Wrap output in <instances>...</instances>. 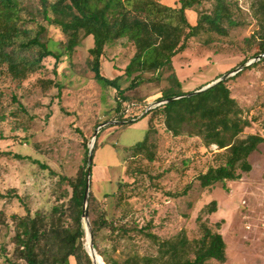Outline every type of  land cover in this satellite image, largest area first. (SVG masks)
I'll use <instances>...</instances> for the list:
<instances>
[{
    "label": "rangeland",
    "instance_id": "obj_1",
    "mask_svg": "<svg viewBox=\"0 0 264 264\" xmlns=\"http://www.w3.org/2000/svg\"><path fill=\"white\" fill-rule=\"evenodd\" d=\"M141 1L125 0L133 11L144 15L148 9ZM229 1L232 23L224 24L226 30L205 29L190 38L187 48L174 56L171 68L145 71L138 77V73L126 74L136 47L126 38L110 42L100 59V70L109 79L117 78V87L94 77V59L89 54L92 36L82 38L69 53L62 33L54 27L43 40L60 54L58 62L46 57L42 67L22 81L0 64V264H9L14 257L15 216L28 209L34 215L68 204L72 189L61 177L75 176L81 166H87L86 148L89 153L101 123L122 120L116 109L117 88L127 99L121 106L128 109L126 113L142 114L170 86L172 71L181 82L177 90L187 94L220 73L256 60L251 57L264 40V15L256 10L255 0ZM161 2L179 6L176 0ZM214 3L201 0L199 11L187 10L189 21L195 24L198 12H211ZM226 80L241 109L240 117L250 122L240 136L264 135V60ZM133 101L148 105L143 110L131 105ZM129 120L108 123L96 138L90 192L97 199L94 215L102 212L110 222L97 237L99 246L119 261L133 254L159 256V244L146 235L147 230L143 232L145 227L162 239L184 236L192 247L209 227L222 233L227 258L204 264H264V142L249 156L252 170L238 169L240 179L203 186L199 175L210 166L224 164L228 150L206 146L203 138L191 135L190 123L174 135L162 112L133 123ZM146 133L147 148L132 156L131 147ZM89 202L90 196L91 225ZM82 223L86 248L87 219L82 218ZM102 259L100 264H105ZM71 264H76L73 258Z\"/></svg>",
    "mask_w": 264,
    "mask_h": 264
},
{
    "label": "trees",
    "instance_id": "obj_2",
    "mask_svg": "<svg viewBox=\"0 0 264 264\" xmlns=\"http://www.w3.org/2000/svg\"><path fill=\"white\" fill-rule=\"evenodd\" d=\"M176 1L179 6L172 7L161 0H142L141 4L148 9L143 15L133 11L125 0H0V64H4L15 78L22 81L28 73L42 67L46 57L52 56L58 62L60 54L49 49L43 40L48 29L54 27L62 33L65 49L69 53L80 45L82 38L93 37L94 44L89 54L94 59V77L106 85L117 87V78L109 79L101 73L100 59L106 46L121 38L132 41L136 47L134 57L126 66V74L138 73V77L145 71L171 68L174 56L187 48L190 38L205 29L224 32V24L232 23L233 13L229 0H215L212 11L198 12L197 22L192 24L186 12L189 9L199 11L201 0ZM255 6L264 15V0H255ZM261 54L264 55V40L251 58ZM251 58H246L242 64ZM263 60L264 56L257 61ZM222 75L220 73L214 80ZM169 78L171 84L163 89L158 101L186 94L177 90L181 82L175 71L169 74ZM117 93L118 118L134 119L131 121L133 123L155 112H162L167 129L174 135H180L182 125L190 123L193 128L191 135L203 138L206 146L214 144L219 149L228 150L224 164L210 166L199 175L203 186L240 179L242 173L238 169L243 172L252 170L249 156L264 142V135L240 136L243 128L250 126V122L240 117L241 109L231 95L226 79L205 91L158 105L142 117L141 114H127L128 109L121 107L127 101L119 95L123 94V90L117 88ZM131 105L144 110L148 103L133 101ZM147 142L146 133L142 140L131 147V155L147 148ZM97 148L96 142L94 155ZM86 149L88 155V147ZM87 173V166L83 165L75 176L61 177L62 182L72 189L68 204L56 205L50 212L36 211L34 215L28 209L24 215L15 216V252L9 264H71L72 258L76 264H94L85 248L86 231L82 223ZM96 200L91 191L89 217L93 244L105 264H204L210 259L226 261V241L222 233L212 231L209 227L204 228L202 237L193 247L184 236L162 239L145 227L143 232L147 230L146 235L159 244L162 254H133L119 261L108 255L97 242L99 233L109 227L110 222L102 212L94 215ZM211 209H216L215 202H212ZM112 228L115 226L112 225Z\"/></svg>",
    "mask_w": 264,
    "mask_h": 264
},
{
    "label": "water",
    "instance_id": "obj_3",
    "mask_svg": "<svg viewBox=\"0 0 264 264\" xmlns=\"http://www.w3.org/2000/svg\"><path fill=\"white\" fill-rule=\"evenodd\" d=\"M262 56H264V55L263 54L259 55L258 57H256V60L257 59H260ZM255 61H250V62L246 63L245 65H242V66H239V67L233 69L231 72H228V73L223 74L220 78H218V79H216V80L208 83L207 85L203 86L200 89L194 90V91L189 92V93L184 94V95L173 96V97L168 98V99H162L160 101L154 102V103L150 104L147 107V109L145 110V112L142 113L140 115V117H142L148 111H150L152 108H154V107H156L158 105L166 104V103H168L170 101L177 100V99H180V98H183V97H189V96H191L193 94H197L199 92L205 91L208 88L212 87L214 84H217L218 82H221L222 80L227 79L231 75L238 73L244 67L250 66ZM133 120L134 119H132L131 121H133ZM129 121L130 120H121V121L120 120H113V121H110V122L101 123L99 125V127L96 129L95 134H94V137H93L92 142H91L90 147H89L88 164H87L88 173H87L86 187H85V196H84V205H83V218L87 219V246H86V249H87L88 253L90 254V256H91L92 261H93L94 264H100V260L98 258V255L99 254H98V252L95 249V246L93 244V231H92L91 225H90V223L88 221V201H89V196H90L91 171H92L91 170V166H92L93 157H94V148H95L96 138H97V135H98V133L100 131L99 129L101 127L107 125L108 123L125 124L126 122H129ZM100 259H102L101 256H100Z\"/></svg>",
    "mask_w": 264,
    "mask_h": 264
},
{
    "label": "bare ground",
    "instance_id": "obj_4",
    "mask_svg": "<svg viewBox=\"0 0 264 264\" xmlns=\"http://www.w3.org/2000/svg\"><path fill=\"white\" fill-rule=\"evenodd\" d=\"M100 260V259H99Z\"/></svg>",
    "mask_w": 264,
    "mask_h": 264
}]
</instances>
